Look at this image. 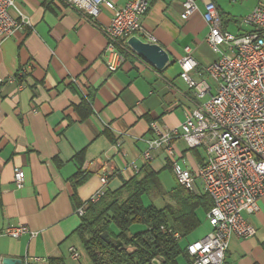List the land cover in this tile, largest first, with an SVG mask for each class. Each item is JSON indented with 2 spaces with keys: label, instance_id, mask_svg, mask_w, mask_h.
<instances>
[{
  "label": "crops",
  "instance_id": "1",
  "mask_svg": "<svg viewBox=\"0 0 264 264\" xmlns=\"http://www.w3.org/2000/svg\"><path fill=\"white\" fill-rule=\"evenodd\" d=\"M127 1L115 0L118 6ZM184 1L152 0L142 19L144 30L170 56L163 70L122 51L123 66L110 73L104 61L107 38L103 28L111 12L103 11L92 22L64 0H17L25 23L0 44V78L8 81L25 70L18 82L0 86V233L8 226L21 225L36 235L18 239L0 235V264L4 259L29 260L28 264H50L51 259L92 264L74 235L80 225L74 202L80 170L83 177L88 176L76 190L84 203L101 188L102 174L109 176L107 190L115 192L145 165L158 172L159 179L168 171L176 187L172 170L165 168L168 160L163 151L153 152L149 162L143 158L152 138L149 122L177 130L185 115L200 103L180 78L179 61L186 47L197 63L192 79L213 83L212 94L216 84L205 71L219 58L205 42L208 27L203 4L184 21ZM215 3L223 18L230 16L220 0ZM11 15L20 22L17 12ZM84 101L90 104L91 114L82 119L78 109ZM173 147L192 172L205 160L199 150L190 155L181 140ZM16 169L24 172L22 190L14 186ZM199 188L195 186L194 195L204 194ZM244 217L256 234L247 240L232 237L224 264H264V198L258 213ZM202 225L201 221L198 229L203 230L187 245L211 234L210 224ZM71 248L79 254L77 261L70 258ZM185 249L181 248L178 264H192ZM34 258L39 261L32 262Z\"/></svg>",
  "mask_w": 264,
  "mask_h": 264
},
{
  "label": "built area",
  "instance_id": "2",
  "mask_svg": "<svg viewBox=\"0 0 264 264\" xmlns=\"http://www.w3.org/2000/svg\"><path fill=\"white\" fill-rule=\"evenodd\" d=\"M94 22L103 11L112 13L109 24L103 28L107 38L104 61L110 73L118 71L124 63L123 52L133 53L128 41L135 37L144 43L157 44L153 36L142 26L152 0H129L118 6L115 0H64ZM198 2L204 6L203 20L208 27L205 42L219 56L206 69L205 75L215 82V92L206 80L195 81L192 74L197 69L190 48L184 49L185 56L179 61L181 80L194 91L196 99L209 101L198 103L194 110L185 115L177 130H166L156 122L149 124L152 138L143 155L146 162L152 154L163 151L171 163L172 174L177 184L194 193L199 181L212 208L206 215L212 232L205 238L186 246L185 252L192 264H224L229 241L232 237L251 239L256 230L245 219L259 211V202L264 198V0H256L257 8L240 24V32L233 35L224 28L221 16L212 0H185L181 19L186 21L198 12ZM19 14L18 22L11 12ZM25 23L18 12L17 0H0V44L13 37ZM245 28V31H241ZM141 35L143 41L138 36ZM124 44V45H123ZM22 69L15 78L3 83L13 84L24 78ZM76 83V81H73ZM22 84L19 89H22ZM176 140H181L188 151L203 149L206 157L196 172L187 167L186 160L177 156ZM119 151V146H114ZM86 173V172H85ZM109 176H100L101 188L88 201L97 204L106 194ZM24 172L16 169L14 186L22 190ZM85 207L76 209L82 218ZM161 232L172 236L179 243L178 233L162 227ZM1 236L18 239L24 235L34 237L28 227L8 226ZM70 258L79 259L78 252L71 248ZM38 262V258L31 260ZM28 264L29 260H24Z\"/></svg>",
  "mask_w": 264,
  "mask_h": 264
},
{
  "label": "trees",
  "instance_id": "3",
  "mask_svg": "<svg viewBox=\"0 0 264 264\" xmlns=\"http://www.w3.org/2000/svg\"><path fill=\"white\" fill-rule=\"evenodd\" d=\"M216 0H212L215 3ZM221 16V14H220ZM222 17V16H221ZM224 28L228 24L221 18ZM81 118L91 114L90 104L84 101L79 107ZM153 122L150 121L149 124ZM109 138L108 132L105 133ZM80 158V156H78ZM166 170L171 169L167 161ZM78 182L74 191L76 209L85 207V214L80 218V225L74 232L83 251L92 264H149L162 259L163 264H178L182 255L179 243L172 236L163 234L161 228L178 233L181 239L188 237L200 226L199 212L204 216L212 208L210 198L200 196L181 188L178 184L168 193L175 205H166L162 209L144 204V199L163 195L159 173L145 165L138 176H135L122 187L110 192L97 203L81 202L77 197V188L88 180L81 170L76 176ZM114 226L116 232L109 229ZM135 226L143 227L142 231L133 232ZM108 233V241L102 239ZM121 246L118 247V244ZM50 264H64L61 259H51Z\"/></svg>",
  "mask_w": 264,
  "mask_h": 264
},
{
  "label": "rangeland",
  "instance_id": "4",
  "mask_svg": "<svg viewBox=\"0 0 264 264\" xmlns=\"http://www.w3.org/2000/svg\"><path fill=\"white\" fill-rule=\"evenodd\" d=\"M198 7L202 6L201 2H198ZM220 5L223 6L224 11H226V14H229L230 16L226 17L225 22L226 24H228V31L230 33H232L233 35H237L240 30V24L242 22V20H244L247 16H249L252 12H254V10L257 8V2L256 0H220ZM226 8V10H225ZM232 17V18H230ZM230 19V20H229ZM245 28H242L241 31H245ZM213 84V83H212ZM211 84V85H212ZM214 85V84H213ZM196 99V98H195ZM198 102L204 104L206 102L209 101V97H206L203 101H200L198 99H196ZM182 145H184L185 149H187L186 145L184 144V142H182ZM190 155H193V152L190 151L189 152ZM198 155L202 158L206 157V152L203 149H200L198 151ZM94 183H96L95 180H93ZM160 182L162 184V189H163V195L162 196H154L152 198H146L144 199V204L146 206H154L157 209H162L164 208L166 205H175L173 201H171L169 199L168 193L172 191L175 181L172 177V175L166 171L164 172L161 177H160ZM196 185L198 186V188L201 191V184L199 183V181L196 182ZM88 191H91V187H87ZM88 195V194H87ZM201 221L203 223L202 226H204V228H206L207 226H209V224L207 223V221L205 220V217L203 215H201ZM111 232H116V229L114 226H111L109 229ZM143 227L141 226H135L133 228V232H137V231H142ZM203 229H198L197 231L193 232L191 235H189L186 238H183L180 240L179 245L181 248H185L187 243L192 241V238L194 236H196L197 234H199Z\"/></svg>",
  "mask_w": 264,
  "mask_h": 264
},
{
  "label": "water",
  "instance_id": "5",
  "mask_svg": "<svg viewBox=\"0 0 264 264\" xmlns=\"http://www.w3.org/2000/svg\"><path fill=\"white\" fill-rule=\"evenodd\" d=\"M128 47L130 50L142 61L146 62L148 65L154 67L155 69L161 71L163 70L170 61L169 54L161 48L158 44H148L144 43L141 40L133 37L128 41ZM102 239L108 241V233H104ZM121 246V243L118 244V247ZM2 264H24L21 260H11L4 259ZM149 264H163L162 259L153 260Z\"/></svg>",
  "mask_w": 264,
  "mask_h": 264
},
{
  "label": "bare ground",
  "instance_id": "6",
  "mask_svg": "<svg viewBox=\"0 0 264 264\" xmlns=\"http://www.w3.org/2000/svg\"><path fill=\"white\" fill-rule=\"evenodd\" d=\"M148 44H151V43H148Z\"/></svg>",
  "mask_w": 264,
  "mask_h": 264
}]
</instances>
